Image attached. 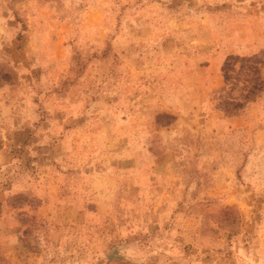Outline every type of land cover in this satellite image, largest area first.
<instances>
[{
    "label": "rangeland",
    "instance_id": "rangeland-1",
    "mask_svg": "<svg viewBox=\"0 0 264 264\" xmlns=\"http://www.w3.org/2000/svg\"><path fill=\"white\" fill-rule=\"evenodd\" d=\"M263 52L264 0H0V264H264Z\"/></svg>",
    "mask_w": 264,
    "mask_h": 264
},
{
    "label": "trees",
    "instance_id": "trees-1",
    "mask_svg": "<svg viewBox=\"0 0 264 264\" xmlns=\"http://www.w3.org/2000/svg\"><path fill=\"white\" fill-rule=\"evenodd\" d=\"M227 89L239 87V99H230L229 92L219 98L218 107L226 114H233L244 108L247 103L264 93V52L251 57L229 56L221 69Z\"/></svg>",
    "mask_w": 264,
    "mask_h": 264
}]
</instances>
